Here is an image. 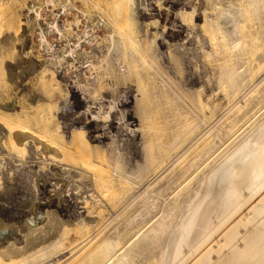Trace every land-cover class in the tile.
Here are the masks:
<instances>
[{
  "label": "bare ground",
  "instance_id": "obj_1",
  "mask_svg": "<svg viewBox=\"0 0 264 264\" xmlns=\"http://www.w3.org/2000/svg\"><path fill=\"white\" fill-rule=\"evenodd\" d=\"M138 1L107 0L104 5L95 0V10H87L80 9L72 0H61L63 15L74 11L90 19L89 14L96 13V21L87 23L82 30L77 28L81 22L78 16L64 24L59 19L60 11L54 9H50L51 20H46L43 11L54 6L56 0H42L44 9L35 8L34 3L27 6L33 13L27 21L37 29L38 47L46 53L58 94L64 100L71 95L79 102L92 100L96 110L91 121H108L118 109V120L127 126L122 108H116L119 93L114 85L122 78H135L132 110L139 117L137 129L141 131V140L134 150L112 136L103 144L96 142L102 137L97 130L105 125L99 124L93 130L95 133L90 134L86 127L93 126L91 121L82 124L73 118L71 123L62 124L59 112L68 107L66 101L41 112L4 107L0 123L8 127L10 134V129H14L7 141L16 140V157L22 156L27 144L25 134L21 138L20 133L31 134L26 122L31 113L44 128L40 131L44 134H37L36 139L43 137L40 145L46 143L51 148V154L44 156L57 167L51 164L49 172L43 169V182H51L47 201L36 196L38 201L32 200L35 214L26 215L28 210L25 217L21 216L25 218L22 231L24 228L26 234L19 236H25L26 242L18 240L21 228L16 230L15 224L9 225L10 219L8 225V219L5 224L0 223V260L4 261L1 264H16L18 257L21 260L16 261L21 264H75L80 259L75 260L76 255L91 242L93 246L81 257L84 264H264V0H155L165 9L158 11L163 21L151 16L148 21H140ZM139 4L143 6V0ZM151 25L157 27L158 34L147 28ZM100 26L109 31L105 48L99 46L100 38L94 31ZM191 35L199 50L197 55L190 48ZM53 37L54 41L50 39ZM57 39L66 44L57 46ZM159 45H165V49H158ZM198 58L209 71L200 84H187L182 76L186 62L196 63ZM27 70L34 72L36 68L29 64ZM62 70L69 75H60ZM11 73L7 72L8 81L16 77ZM81 75L85 77L81 79ZM209 85H215L228 103L227 109L211 123L207 118L214 113L210 101L212 88H205ZM89 109L87 106L84 110ZM127 130L130 133L136 128L130 126ZM157 130L163 133L154 136ZM64 155L79 161L80 167H76L80 173H89V195L94 199L97 195L99 200L109 195L108 205L121 201L124 205L92 235L86 233L95 222L93 214L86 213L90 217H76L73 222L70 210L75 211L66 205L61 217L57 216L58 206L68 194V189L60 184L65 176L58 166L66 165L60 159ZM37 171L29 170L25 175L29 184L26 189L39 195L42 188L38 178L43 174L39 176ZM102 173L110 175L109 181L104 175L101 181ZM145 177L146 181H142ZM98 180L102 185L107 181L103 186L110 188L111 194L103 190ZM9 190L6 187L4 191L7 194ZM84 204L77 206L86 211L90 205ZM123 213L127 214L123 229L117 225L110 230V225ZM70 232L81 234L82 238L77 247L67 250L64 240ZM130 233L135 237L130 236L132 241L125 246L124 242L119 251V243Z\"/></svg>",
  "mask_w": 264,
  "mask_h": 264
},
{
  "label": "rangeland",
  "instance_id": "obj_2",
  "mask_svg": "<svg viewBox=\"0 0 264 264\" xmlns=\"http://www.w3.org/2000/svg\"><path fill=\"white\" fill-rule=\"evenodd\" d=\"M33 1L42 2V0H0V112L1 113L3 112V108L4 107H11V106H13V108L18 110V111L25 110V111L29 112L32 108H34V109H38V111L41 112L44 109H47L52 104H55V105L61 104L62 105V102L66 101V103H68L67 104L68 105V107H67L68 109L64 108L62 110L64 113L63 112H59V116H60L59 120L62 122V124L71 123L73 118L75 120L78 119V121H81L82 124H84L87 121H91L92 118H93V114L95 113V110H96V105L93 103L92 100H89V101L88 100H86V101L84 100L82 102H79L77 99H74L72 95L70 96L71 99L69 98V99L64 100L63 96H60L58 94L59 93L58 92L59 89L57 88V85H53L54 80L55 81H57V80H56L54 74L52 73V71L49 70V63L47 62V59H46V57H47L46 53L44 51L40 50L39 47H38L37 29L35 27H31L32 25L29 24V22L27 21V18H28L27 15H26L27 6L30 5V3H32ZM60 1L61 0H56V4L57 5L55 4L54 6H50L49 10L48 9L47 10L44 9L45 11H43V13H44V16H45L46 20H48V21L51 20V17H53L52 16L53 13H52V11L50 9H52V10L54 9L55 12L60 11L59 19H61L64 24H66L67 21H72L75 16H78L81 19V22H78V25H77V28L79 30H82L87 25V23L90 24V23H93V22L96 21L97 15L94 12H93L94 14L92 16H91V14H89V16L91 17L90 19H87L85 16L81 15V13H79V12L74 13V11H72L69 14H66V15L64 14L63 15V13L61 12L62 10H60V6H59V4H60L59 2ZM72 1L75 2L80 9H87V10L94 9L93 4H94L95 0H92L91 2L90 1H86V0L85 1L83 0L84 2L82 0H72ZM99 1H100L101 4L104 3V5H105L106 4L105 2L107 0H99ZM139 1L137 2L138 4L136 3V7L139 5L137 8H138V10L141 11V12L138 13L140 21H148L149 16H151L152 18L153 17L154 18L157 17V19L159 21H163V17L160 16L161 14H158L159 9L162 10L163 7H160L161 5H159L158 2L156 3L155 0H143V6H141L139 4ZM144 6H146L147 8L145 9ZM154 8H155V12H154ZM164 10L165 9H163L162 11H164ZM96 12H97V10H96ZM146 12H148V13H146ZM155 13H156V15H155ZM142 15H144V16H142ZM93 17H94V19H93ZM151 26L154 29L150 28ZM151 26L147 27V28H149L150 30L152 29L153 30V31L151 30L152 32L158 34L157 27H155L154 25H151ZM149 29H147V30L150 31ZM66 31L69 32L70 30L67 29ZM94 31H95V34L98 35V37L100 38L99 46L101 48H105L106 44H107V37H108V32H109L108 28L102 27V26L95 27ZM70 38L74 39V37H70ZM191 38H193L192 35L190 36V40H189V44H191V47H190L191 51L193 53L196 52V55H197V53H199L197 51H199V50H196V46L197 45H196V43L194 41H192L193 39H191ZM50 39L54 41L56 38L53 37V38H50ZM158 41L161 42V39H159ZM55 43L57 44V46L63 47L64 43L66 44V41L57 39ZM194 43H195V45H194ZM163 48L165 49V45L164 46L163 45H159V47H158V49H160L162 51L164 50ZM196 60L198 61V63H197V61H196V63H191L190 61H189L190 62L189 63L187 61L186 62L187 63V67L185 66L186 67L185 70L188 69L189 71L188 70L187 71L184 70L183 74H182L183 80L187 84H190V85L198 84V83L200 84L202 82V80L204 81V79H205L204 76L209 71L208 68H207L208 71L205 70L206 67L205 68L203 67L204 64L202 63L201 60H199V58L196 59ZM188 63H189V65H188ZM29 64H34V66L36 68V71H34V72L33 71H28L27 67L29 66ZM65 64L66 63H64V65H63L64 67L67 65V64L66 65ZM192 64H195V65H192ZM191 66H192V69H191ZM44 68H47V71L43 72ZM193 68H195V69L193 70ZM199 68H201V69H199ZM8 71H9V73L12 72L16 76V77H14L15 79L13 78L14 81H8L7 80V77H8L7 76V72ZM62 72L63 73L60 72V75L61 74L62 75L64 74V76H68L69 75L67 72H64V70H62ZM187 73H188V75H187ZM197 73H199V74H197ZM87 75H89L88 72H87L86 76ZM83 77H85V76L81 75V79ZM132 78L133 77L125 78V79H127V82L125 81L124 78H122V79H120L118 81L120 83L117 82L114 85V87H115L114 90L118 91V93H119L118 106L116 108H118V107L122 108L123 112L125 113V119L124 120H125V122L128 123L127 126L122 125V121L120 122L118 120V118H117L119 116V115H117V113L119 114V110L118 109H115L116 110V111L114 110L115 112L113 111L112 117H110V119H108V121H105V122H103V120H100V121L99 120H93V121H91L92 123H94L93 126L92 127H86L87 131L90 134L95 133L93 130L99 124H100L99 126L105 125L104 129L97 130L96 133L101 134L102 137H99L98 138L99 141H96V142H99L100 144H103L104 142L109 141L111 136H112L113 138L117 139L120 143L123 144V143L126 142L124 145L132 146L133 150H134L135 146L137 147L139 145L140 140H141V131L137 129L138 123H139V117L132 110V104L134 103V97H133V95H131V94H135V89L137 88V83H136L135 78H133V79ZM188 78H190V79H188ZM191 78L193 80H191ZM131 79H132V81H131ZM197 79H199V80H197ZM122 80L124 81L123 83H121ZM133 82H134V84H133ZM121 84H123V85H121ZM214 86L209 85V86L205 87L206 89H210V87L212 88V92L210 94V101H211V106L214 109L213 110L214 111L213 114L209 115L208 112L206 113L209 116L212 115L210 118L206 117L207 120L209 121V122L207 121L208 123H211L212 121L215 120L214 118H217L218 116H220L224 112V110L227 109V106H228V103L223 98L222 93L216 87L214 88ZM124 91H127L126 95H124ZM57 94H58V96H57ZM105 94L108 95L109 93L105 92ZM120 98H121V100H120ZM34 104H36L37 106H35ZM225 104H226V106H225ZM61 105H59V106H61ZM87 106H90V109L89 110H84V109H86ZM222 106L224 108H222ZM68 110L70 111V113H69ZM75 110H76V112H75ZM117 110H118V112H117ZM91 113H92V115H91ZM131 113H132V115H131ZM29 114H30L31 117L30 118L28 117L29 122L28 121H26V122H27V124L30 125V129H32V131L29 129L32 135L29 134V131H25L27 134L25 132H21L20 133L21 134V138L26 137L25 140H26L27 144H26V147H24V149H22V153H23L22 156L18 157V158L16 157V155L18 154V149H17V147H15L16 140H14L15 141L14 143H12L13 141L11 142L14 145H11V143L9 141H7V140L10 139V135L12 136V134L14 133V129H12V130L10 129V131L12 132L10 134L8 127L5 128V126H3V123H0V163H1L0 164L1 165L0 166V169H1L0 170V193L2 191L4 193L5 192L4 190H5L6 187H7V189L9 188L11 190V191L9 190V192L7 194L5 192V194H6V195L4 194L5 196L3 195V193L0 194V223L1 224L2 223L5 224L6 223L5 221H7L6 219H8V221L6 223L7 225H8L9 219H10L9 225L10 224L11 225H13V224L16 225L18 223L19 224V225L17 224L18 228H17V226L13 225L16 228V230L21 228L20 229L21 231L18 230V236L26 234L24 232V228H23V231H22V224L24 223L23 220L25 219V218L22 219V217H25L26 215H29V214H30L29 216H32L33 214H35L34 210H35L36 205H34V203H36L38 201V200L36 201L35 198L40 196V198H42L43 201H47V198L49 196L48 194L50 193L49 189L51 188V182H49V181L43 182L42 178H44V175H45L44 173H46V171L49 172L50 171V166H52V165L53 166L56 165V167H57V164H54V163L52 164V162L47 160L48 158H46V156H44V153L45 154H51V148L49 147V145H46V143H43L44 142L42 140L43 137H41V136L39 138V141L40 142H41V140L43 141L42 145H40L38 139H36V137L37 138L39 137L38 135L44 134V133L40 134V131L42 132V130L44 129V128H41V125L43 123L42 124H40L41 122L38 123V121H41V120L37 119V117L35 115H34V119L36 118V120L34 121L33 116H32L33 114H31V113H29ZM0 122H2L1 118H0ZM34 122L36 123V125H35ZM130 126L132 128H134V129L136 128L137 131L134 130V132H130L129 133V130H127V129ZM122 129H124V130H122ZM37 130H39V131L37 132ZM15 132H16V130H15ZM8 133H9V136H7ZM17 133L19 135L18 131H17ZM162 133L163 132H161L160 130H157V131L154 132V136H158V135H160ZM22 134L23 135L25 134L24 137L22 136ZM33 137H34V140H32ZM7 138H9V139H7ZM15 139H17L16 135H15ZM11 140H12V137H11ZM31 140H32V143L29 144V141H31ZM35 140H37V141H35ZM33 141H34V143H33ZM8 142L10 143V145H9ZM29 145H30V147H32V149L29 147ZM28 147H29V149H28ZM25 150L30 152V153L28 154V152H26ZM15 153H17V154H15ZM60 159H61L62 163H64V161H65L64 164H66L65 166L58 165L60 167V171H63V176H65L64 179L62 181H60V184L63 183L62 185L64 186V188L68 189V194L64 195L63 197L66 200L68 199L67 201H69L72 205H70L69 202L67 203L66 200L62 201V203L63 202L64 203L60 204L58 206V215L57 216L61 217V215L64 213V211L62 209L66 208L67 206H69V207H67L68 209H74V211L76 212L75 213V212L70 210V212H71L70 216L72 218V221L73 220H75V221L79 220L81 217L85 216L86 213L89 214V215L93 214L92 216H94V218H95L94 221L95 222H94V224L92 226H90L88 228L89 230L86 233V234H91L92 235V234L96 233L98 230H100L102 228V226L105 225L108 222V219H110L112 216H114L124 205L122 206V201L116 203L115 205H113V204L108 205L107 197L109 195H104L105 199H102V200L101 199L99 200V198H98L99 196L97 197V195H95V199H94V196L89 195V193H90L89 192V188L92 187L91 186L90 175H89V173L85 174V172H84V174L80 173L79 168H77L79 166V164H80L79 161L78 160H74V159L72 160V158L68 157V155L67 156L66 155L61 156ZM100 159H103V158H100ZM10 160H12V161H10ZM103 161H105V160L103 159ZM103 161H101V162H103ZM17 163H18V165H17ZM39 163H40V165H39ZM68 164L69 165H73V166H68ZM102 164H104V162ZM37 165H39L41 167L40 169H42V170H40L39 166H37ZM48 165H50L49 168H48ZM106 165H107V163H106ZM64 167H65V169H64ZM69 167H71V169ZM67 168H69V169H67ZM33 169L34 170L36 169V171L38 170L37 172L39 173V176L43 174L42 176H40L38 178V179H41V180H39V182L40 181L41 182L40 183L38 182V185H39V187L41 186L42 189L43 188H45V189L42 190L40 188L41 191H39V195L30 193L29 190L26 189V188H28L29 184H27V182H28V181H26L27 180L26 179L27 176H25V175H28L27 173L29 172V170L33 171ZM43 169H45V170L47 169V170L44 171ZM72 171H73V173H72ZM76 172H77V174H76ZM103 175L105 176V173H102V177H99L102 182H103V177H104ZM107 175H109V174H107ZM107 175L105 177L108 178V181H109L110 175L109 176H107ZM106 178H105V180H107ZM146 179L147 178L145 177V178H143L142 181H146ZM52 181H54V180H52ZM98 181H100V180H98ZM101 181L99 182L100 185H102ZM105 184H107V181H105ZM105 184H103V185H105ZM10 185L13 187L12 189H11ZM25 185H27V186H25ZM112 185H113V183H112ZM20 187H22V189H20ZM48 187H50V188H48ZM112 188H113V186H112ZM104 189L105 188L103 186V190ZM109 189L110 188L105 189V190H107V192H109ZM113 189L115 190L116 188L114 187ZM113 189H112V191H113ZM66 193H67V191L65 192V194ZM109 193L111 194V192H109ZM109 193H107V194H109ZM85 196L87 197L86 200H85V198H86ZM110 196H112V195H110ZM113 197H114V195H113ZM55 198H57V197L55 196L54 199ZM18 199H20V200H18ZM75 199L78 200V201H76ZM83 199H84V201H82ZM32 200H33L34 203L32 202ZM87 200H88V202H87ZM54 201H52V203ZM73 201H75L76 203L75 202L73 203ZM83 202H85V204ZM77 204H79L80 206H82V204H84L86 206L87 205L88 206L90 205V206H89V209H86V211H85L84 207L77 206ZM120 204H121V206H120ZM113 206H115V207H113ZM77 207H79V208H77ZM110 208L115 210L114 214L112 213ZM75 209H77V210H75ZM116 209H117V211H116ZM26 211H28V212H26ZM79 211H80V213H79ZM25 212L27 214L24 216ZM75 214H76V216H75ZM89 215H86V216L90 217ZM125 215H127V214L123 213L120 216H118L119 218H116L114 223L110 225V230L112 228L114 230L115 227L118 228L117 225H119V229L122 230L123 227H124L123 223L125 224V221H126L125 218H127V216L125 217ZM20 217H21V219L23 221V222H21V227H20V221L21 220L19 219ZM76 217H78V219ZM1 218L2 219L4 218V221L1 220ZM75 221H73V222H75ZM23 227H24V224H23ZM113 230H112V232H113ZM19 231H20V234H19ZM23 232H24V234H23ZM108 234H110V233H108ZM80 235L79 234L75 235L73 232H70L67 235L68 239L66 238V240H64V243L66 244L65 247L67 246L66 248L65 247L64 248L67 249V250H70L71 248L74 249L75 247H77V244L79 243V241L82 238V237H80ZM134 235L135 234H133V233L128 234L125 237L124 241L122 243H119V245H118L119 251H121L123 249L121 247H124L125 245H127L130 240L132 241V238L135 237ZM130 236L132 238H130ZM24 237L25 236H23V238L20 237V238H18V240H21L23 242L22 239H25ZM24 241L26 242L27 240L25 239ZM124 242H126V243L124 244ZM93 243L94 242H91L87 246V248L85 247V250L82 249L81 251H83V252L85 251L84 252V254H85L86 251L89 250L93 246ZM122 244H124V246H122ZM88 247H90V248L88 249ZM83 252H79L76 255L75 260H77L79 257H80V259L75 264H84V261L81 258L82 255H84ZM19 258L20 257H18L17 259L21 260V258L20 259ZM3 259H5V258H3ZM5 260L7 261V259H5ZM16 260H15V262H17L16 264H21V262L18 263V261H16ZM2 261L3 260L1 259L0 260V264L2 263ZM3 263H4V261H3ZM31 263L32 264H35V263L38 264L39 262H31ZM29 264H30V262H29Z\"/></svg>",
  "mask_w": 264,
  "mask_h": 264
},
{
  "label": "built area",
  "instance_id": "obj_3",
  "mask_svg": "<svg viewBox=\"0 0 264 264\" xmlns=\"http://www.w3.org/2000/svg\"><path fill=\"white\" fill-rule=\"evenodd\" d=\"M32 3H34L35 8H38V9H44V5H43L41 2H39V1H34V2H32ZM32 3H30V4H32ZM26 15H27V17H32V16H33V13H32L29 9H27V13H26Z\"/></svg>",
  "mask_w": 264,
  "mask_h": 264
}]
</instances>
